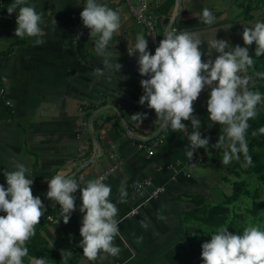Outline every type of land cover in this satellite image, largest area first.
<instances>
[{
  "label": "crops",
  "instance_id": "0c3cea01",
  "mask_svg": "<svg viewBox=\"0 0 264 264\" xmlns=\"http://www.w3.org/2000/svg\"><path fill=\"white\" fill-rule=\"evenodd\" d=\"M151 1L163 38L171 27L177 31L206 29L200 16L207 7L217 17L212 26L218 28L216 38L233 47L238 45L235 23L241 19L239 1ZM11 2L0 0V184L7 187L4 171L25 165L26 176L33 179V195L41 198L45 208H49L48 214L55 218L35 229L49 248L50 242H54L50 249L58 263L48 264H191L188 229L201 245L210 241L214 233V229L185 218V213L195 206L191 196L199 195L211 204L223 200L229 194L225 189L231 188L229 164L221 162L224 148L211 147L222 129L219 124L211 125L208 118L206 101L210 88L205 86L193 105L194 115L201 121L202 138L209 137L210 146L197 149L204 157L202 163L188 165L186 136L192 131L191 122L183 121L188 125L186 132L161 129L154 110L147 103L139 104L143 95L140 81L144 77L138 71L139 53L129 55L128 48L129 40L134 43L144 31L121 0H99L126 16L119 35L110 45V50L115 45L117 52V60L113 58L111 62L122 67L116 72L105 69L100 77L92 73L95 68H103L102 58L94 53L90 30L80 18L85 0H27L42 14V45L34 44L35 37L20 39L14 35L17 14L13 12L12 19L4 16ZM227 25H231L228 30ZM206 48L205 42L201 51ZM216 55L213 52L211 59ZM202 59L209 57L205 54ZM137 112L146 113L140 125L131 118ZM159 134L163 135V142L151 154L139 146L150 143ZM144 140L149 141L141 142ZM177 162L185 166L174 174L167 165ZM109 167L114 169L104 183L111 186L110 199L117 205V218L122 221L120 235L114 241L121 252L116 257L101 253L90 262L79 247L84 215L79 211L80 191L74 193L76 210L65 224L59 204L47 198V180L63 172L84 186ZM145 177L152 180L154 187L163 186L164 191L151 198V187L135 191L132 180ZM260 199L264 200L261 194ZM135 207L138 212L129 214ZM252 218L261 222L264 215L259 213ZM142 222L149 226L144 228ZM35 245L38 246L33 239L27 242L29 253L24 264L43 257ZM62 250L71 255L63 258ZM198 264H203L201 252Z\"/></svg>",
  "mask_w": 264,
  "mask_h": 264
},
{
  "label": "clouds",
  "instance_id": "9594fccd",
  "mask_svg": "<svg viewBox=\"0 0 264 264\" xmlns=\"http://www.w3.org/2000/svg\"><path fill=\"white\" fill-rule=\"evenodd\" d=\"M7 12L9 15L17 14L16 37H35V45L44 44L40 38L44 35L40 27L42 14L34 6L27 0H12ZM80 18L90 30L94 53L102 58L103 68H95L92 75L103 76L105 69L119 71L122 65L111 62L116 59L117 52L115 45L114 50H110V45L119 35L126 16L122 17L120 10L99 0H85ZM200 21L206 29L167 30L154 54L148 50V40L144 35L138 34L134 43L129 40L128 54L139 53V74L148 77L140 81L143 95L139 104L147 103V107L154 110L161 129L186 132L188 125L182 121L191 122L192 131L186 136L189 141L186 155L190 160L197 149L210 146L209 137L202 138L201 121L194 115L193 106L208 86V118L211 125L219 124L222 129L216 144L211 147L224 148L221 161L224 165L239 160L242 154L244 166H250L252 158L246 139L248 122L257 116L258 105H264V94L250 90L251 77L246 73L255 61L248 46L255 43V56H264V21L257 20L253 26L244 27V47H233L228 41L216 38L218 28L212 26L217 23V17L209 8L202 9ZM230 28L231 25H227L225 29ZM78 39L79 35L73 43ZM205 42L207 48L201 51ZM213 52L218 54L214 60L211 59ZM205 54L209 57L206 61L202 59ZM131 118L140 125L146 113L137 112ZM258 133L264 134V127L253 131L252 135ZM27 171L25 165L18 164L15 170L4 171L7 187L0 184V212L4 213L0 215V264H24L29 253L27 242L35 235L36 225L40 224L45 211L41 198L33 195V179L26 176ZM104 179L100 176L81 186L74 176L57 172L47 180V198L59 204L65 224L76 210L74 193L80 191L79 211L84 215L79 229L82 237L79 247L90 262L96 261L101 253L116 257L121 252L114 241L120 235L122 221L117 218V205L110 199L111 186L105 184ZM124 195L122 191L121 196ZM142 226L147 228L149 225L142 222ZM53 244L50 242V248ZM201 248L203 264H264V228L249 224L242 232L234 234L228 226H221ZM61 254L64 258L71 252L62 250ZM31 264H48V259L32 258Z\"/></svg>",
  "mask_w": 264,
  "mask_h": 264
},
{
  "label": "trees",
  "instance_id": "16d2710c",
  "mask_svg": "<svg viewBox=\"0 0 264 264\" xmlns=\"http://www.w3.org/2000/svg\"><path fill=\"white\" fill-rule=\"evenodd\" d=\"M169 3H167L168 5ZM243 9V18L247 21L257 20L264 21V0H242L240 2ZM260 10L257 18H254L253 11ZM255 43L248 46L250 55L253 56L254 65L250 67L247 71L253 79L250 83V90L260 91L264 94V56L256 57L255 56ZM249 129L247 130L246 139L248 142L249 155L252 158V164L250 166H244L245 160L241 154L239 160H234L233 167L227 169L229 176L231 177V191L229 194L225 195L223 200L209 204L205 203L204 199L199 195L191 196V199L194 201V209L189 210L185 213V218H192L198 221L201 224H204L212 229L214 232L221 226H228V230L231 232L234 228L235 222L243 219V214L241 212H234L233 207L238 202L240 197L247 195L250 197L251 205L247 207L246 211L248 214L253 217L259 214L261 208H264V200L260 199V189L255 187L253 191L248 190L246 175L256 174L257 181L260 184H264V161L260 157L259 150L264 148V134H257L256 136L252 135L253 131L258 130L261 127H264V105H258L257 107V116L254 119L249 120ZM149 140H144L141 142H148ZM241 160L243 164L241 163ZM227 180V176H226ZM39 188V187H38ZM49 213V208H45L44 214L41 218L40 224L36 225V230L40 229L43 225V222H47L45 215ZM241 227L235 229L236 232H239ZM189 241L188 247L190 249V258L191 264H198L200 247L201 243H196V236L191 234V230L188 229ZM34 240L35 245L41 252L42 256L48 259L50 263H58V258L53 253V251L47 246V244L42 240L41 236L38 234V231H35V235L31 238Z\"/></svg>",
  "mask_w": 264,
  "mask_h": 264
},
{
  "label": "built area",
  "instance_id": "2783aa9c",
  "mask_svg": "<svg viewBox=\"0 0 264 264\" xmlns=\"http://www.w3.org/2000/svg\"><path fill=\"white\" fill-rule=\"evenodd\" d=\"M122 3L127 8V11L131 15V17L134 19V21L142 27L144 31V36L148 40V49L149 51L154 54L155 48L158 46L159 41L163 39L155 19V12H154V6L152 4L151 0H121ZM4 16L8 19H12L13 15H9L8 13H4ZM175 17V14H174ZM171 30H176V28L171 27ZM148 77H144V79H147ZM2 94V90L0 91V95ZM9 104V102H6ZM183 122V121H182ZM184 123V122H183ZM89 130L91 131L90 124L88 125ZM163 142V135L159 134L155 138L151 140L150 143H141L139 144L140 147L145 148L148 154H151L155 148H157L161 143ZM204 160V157L201 155V153L196 150V152L193 154V157L189 160V158H186V163L188 165L193 163H202ZM183 166L180 162L177 163H169L167 165V168L171 171H173L174 174L179 173L183 170ZM114 169V167H109L106 169L103 174L100 176L105 177L104 180L108 178L109 173ZM99 176V177H100ZM152 180L150 178H134L132 180L131 186L135 191H140L144 188L151 187V191L148 195V198L154 197L161 192L164 191L163 186H153ZM45 207V206H44ZM138 212V207H135L134 209L129 211V214L134 215ZM45 219L49 222L55 221V218L51 214H46Z\"/></svg>",
  "mask_w": 264,
  "mask_h": 264
},
{
  "label": "rangeland",
  "instance_id": "374dc122",
  "mask_svg": "<svg viewBox=\"0 0 264 264\" xmlns=\"http://www.w3.org/2000/svg\"><path fill=\"white\" fill-rule=\"evenodd\" d=\"M237 1H239V3H240L242 0H237ZM239 13L241 14V19H239L235 23V25H236L235 27L238 28V30H237L238 32H237V35L235 36V38H236V41H238L237 42L238 45H240L241 47H244L245 45H244L243 39H242L243 29H244L245 26H248V27L253 26L255 21L254 20L247 21V20H245L243 18L242 6H241V12H239ZM252 13H253L254 18H257L258 14L260 13V10H255ZM246 75L251 77L250 83H252L253 82L252 81L253 77L249 73H246ZM259 153H260V157L264 161V148L260 149ZM241 163L243 164L242 160H241ZM233 164H234V160L227 166V169H230L231 167H233ZM245 178L247 180V187L246 188H248V190H250V191H253V189L255 187H259V189L261 190V196L264 198V184H260L257 181V175L252 173L250 175H246ZM230 191H231L230 188H226L225 189L226 193H230ZM251 200L252 199H250V197H247V195H244V196L240 197L238 202L233 207V211L234 212H241L243 214V219L239 220V221L237 220L235 222L234 228L232 229L231 232H234L235 229L238 228L239 226L241 227V230H240V232H241L243 230V228L245 226L249 225V224L259 225L262 228H264V219L261 222L254 221L253 218H252V215L248 214V212L246 211L247 210L246 208L250 207V205H251ZM214 203H217V202L216 201L215 202L214 201L211 202V204H214ZM259 213L262 214V216H263L264 215V208H261ZM203 239H205V238H203Z\"/></svg>",
  "mask_w": 264,
  "mask_h": 264
},
{
  "label": "water",
  "instance_id": "95a60500",
  "mask_svg": "<svg viewBox=\"0 0 264 264\" xmlns=\"http://www.w3.org/2000/svg\"><path fill=\"white\" fill-rule=\"evenodd\" d=\"M175 14H176V12H175Z\"/></svg>",
  "mask_w": 264,
  "mask_h": 264
}]
</instances>
